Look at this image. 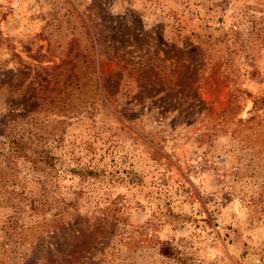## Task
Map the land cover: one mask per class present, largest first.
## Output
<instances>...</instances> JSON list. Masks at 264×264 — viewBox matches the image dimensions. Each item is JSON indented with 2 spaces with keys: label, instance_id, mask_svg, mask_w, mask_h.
<instances>
[{
  "label": "rangeland",
  "instance_id": "1",
  "mask_svg": "<svg viewBox=\"0 0 264 264\" xmlns=\"http://www.w3.org/2000/svg\"><path fill=\"white\" fill-rule=\"evenodd\" d=\"M0 264H264V0H0Z\"/></svg>",
  "mask_w": 264,
  "mask_h": 264
},
{
  "label": "trees",
  "instance_id": "2",
  "mask_svg": "<svg viewBox=\"0 0 264 264\" xmlns=\"http://www.w3.org/2000/svg\"><path fill=\"white\" fill-rule=\"evenodd\" d=\"M175 49H176L175 50V54H180V53L184 54V53H186L185 50H183V49H177V48H175ZM191 50H192V48H190L188 50V52L191 51ZM24 67H26V66L23 65V68ZM43 71L46 72V69H43V68L42 69H36L35 70L34 77L36 79H37V77H40V80L39 81H41V80H43V81L44 80H48V76L46 75L47 73L43 74ZM39 86L40 87L38 88L37 91L40 92V94H42L44 92V89H45L44 88L45 87V84H41L40 83ZM43 97L44 96H41V100H42ZM8 142L10 144H16L15 147H14V150L18 153V155H20L22 157H27V159L30 160V161H34L35 160V158H30L29 156H26L24 154V152H23L24 151V148H23L22 144H26V142H24L23 138H16V137L9 138ZM45 157H46V159L48 158L47 156H45ZM56 249H58V248H56Z\"/></svg>",
  "mask_w": 264,
  "mask_h": 264
}]
</instances>
